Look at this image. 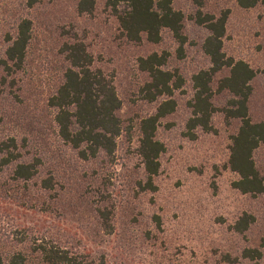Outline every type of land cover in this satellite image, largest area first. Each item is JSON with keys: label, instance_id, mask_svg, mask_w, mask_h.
Listing matches in <instances>:
<instances>
[{"label": "rangeland", "instance_id": "374dc122", "mask_svg": "<svg viewBox=\"0 0 264 264\" xmlns=\"http://www.w3.org/2000/svg\"><path fill=\"white\" fill-rule=\"evenodd\" d=\"M77 2L40 0L28 8L24 0H0V60L18 21H32L23 69L6 74L0 65V76L5 75L0 86V138L6 134L24 138L22 160L40 155L43 171H53L57 179L56 192L50 196L41 191L32 197L20 189L0 191V254L21 251L27 254L25 264H45L29 246L35 238L68 248L88 264H249L239 253L264 236V194H242L231 185L237 176L226 166L228 144L239 122L221 112L227 95L215 97L213 131L198 128L195 139L184 136V131L193 94L190 77L209 66L200 48L206 30L192 18L198 9L213 14L229 11L222 50L256 71L250 81L248 114L253 122L264 121V1L242 9L235 0H173V7L184 14L187 40L181 58L169 31L162 32L157 44L145 38L130 42L105 0H96L90 14L78 13ZM73 35L84 42L94 65L112 77L121 101L117 115L122 133L108 163L100 157L79 159L53 133V112L46 98L61 81L65 65L61 45ZM162 51L168 55L165 67L176 70L183 84L172 95L174 112L157 129L165 151L153 179L156 191L139 193L134 186L132 150L139 118L152 112L155 103L139 99V88L148 76L136 62L138 57ZM226 73L223 70L214 79ZM254 161L264 178V145L254 151ZM97 189L109 195L110 233L101 227L95 212ZM31 192L37 193V188L32 186ZM243 212L251 214L254 222L244 234H236L230 225ZM154 217H159L160 226ZM226 254L237 260L228 262ZM258 264H264V256Z\"/></svg>", "mask_w": 264, "mask_h": 264}, {"label": "trees", "instance_id": "16d2710c", "mask_svg": "<svg viewBox=\"0 0 264 264\" xmlns=\"http://www.w3.org/2000/svg\"><path fill=\"white\" fill-rule=\"evenodd\" d=\"M24 1L25 6L31 8L40 0ZM235 1L240 8L250 9L264 0ZM95 3L96 0H78L77 12L92 13ZM105 6L115 17L126 40L140 42L145 38L157 44L162 32L167 30L177 42V56L183 57L187 40L183 32L184 14L173 7V0H105ZM228 12L226 9L213 14L198 9L193 14L194 22L206 30L200 48L207 56L209 66L190 77L193 94L188 102L190 116L185 123L184 136L195 139L198 128L205 132L213 131L211 119L218 110L215 97L227 95L221 112L226 119L239 122L228 144L226 166L237 176L231 185L242 194L257 196L264 194V178L257 170L254 151L264 145V121L253 122L248 114L250 81L256 71L245 61L229 57L222 50ZM6 39L8 44L0 65L6 74H11L24 67L25 54L32 39V21L29 18L20 19L15 36H7ZM60 52L65 61L61 81L46 98V105L53 112V133L63 146L74 150L79 159L88 161L100 157L102 163L111 162L117 139L122 133L121 120L117 115L121 101L113 79L94 65L92 54L78 37L73 35L71 40L63 43ZM167 57L164 51L151 52L138 57L136 62L138 70L148 76V80L139 88V99L148 104L155 103L152 112L139 118L138 138L132 150L134 168L138 174L135 175L134 186L139 193L156 191L153 179L160 172L159 158L165 151L164 144L157 138V129L164 117L174 112L176 102L172 95L183 84L176 70L165 67ZM223 70L227 73L215 80V75ZM4 84L5 75L0 76V86ZM26 145L24 138L18 139L13 134L0 138V174L4 176L0 178V191L20 189L30 197L41 191L43 195L50 196L56 192V176L53 171H43L44 162L40 155L22 160L21 149ZM32 186L37 188V193L31 192ZM96 197L95 212L101 227L110 233L109 195L105 190L97 189ZM154 218L160 226L159 217ZM253 222L254 217L243 212L230 225V230L244 234ZM29 246L45 264H88L84 257L57 244L34 238ZM263 256L264 236L256 246L243 247L239 253V257L249 264H258ZM224 258L230 263L237 260L228 254ZM26 261L27 254L21 251L7 253L5 257L0 254V264H25Z\"/></svg>", "mask_w": 264, "mask_h": 264}]
</instances>
